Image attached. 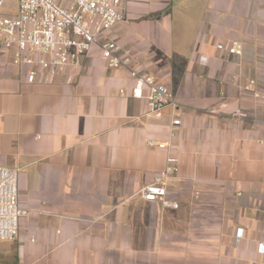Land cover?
Here are the masks:
<instances>
[{
    "label": "crops",
    "instance_id": "0c3cea01",
    "mask_svg": "<svg viewBox=\"0 0 264 264\" xmlns=\"http://www.w3.org/2000/svg\"><path fill=\"white\" fill-rule=\"evenodd\" d=\"M126 3L102 39L131 52L126 67L96 45L79 70L29 83L0 44V167L18 172L24 212L0 264H264V0ZM134 71L177 107L152 112ZM172 133L170 152L147 144ZM169 155L178 208L142 196Z\"/></svg>",
    "mask_w": 264,
    "mask_h": 264
},
{
    "label": "built area",
    "instance_id": "2783aa9c",
    "mask_svg": "<svg viewBox=\"0 0 264 264\" xmlns=\"http://www.w3.org/2000/svg\"><path fill=\"white\" fill-rule=\"evenodd\" d=\"M5 0H0V44L11 58L13 65L29 69L27 81H42L46 76L66 74L82 67L83 58L96 45L102 49V57L111 68L126 67L130 62V51L123 50L113 41H103L105 35L125 21L126 0H19L18 12L6 14ZM220 50L224 49L219 45ZM231 54L240 55V46L228 49ZM203 64L207 58H201ZM134 95L145 96L149 108L160 113L166 106L177 107L168 88L148 74L134 71ZM68 81L72 77L68 76ZM251 85L249 90H251ZM213 110L212 113H216ZM240 117L246 114L239 112ZM180 119L173 125L179 126ZM169 141L155 144L149 140V147L170 152ZM179 172L178 160L168 156L165 170L142 190L145 200L161 202L166 207L178 208L177 203L167 199L168 180ZM24 212L19 204L18 172L0 167V239L12 240L19 230V221ZM243 230L237 231V240L243 238ZM264 253V244L259 245Z\"/></svg>",
    "mask_w": 264,
    "mask_h": 264
},
{
    "label": "rangeland",
    "instance_id": "374dc122",
    "mask_svg": "<svg viewBox=\"0 0 264 264\" xmlns=\"http://www.w3.org/2000/svg\"><path fill=\"white\" fill-rule=\"evenodd\" d=\"M5 2L4 12L8 14H15L18 12L19 0H5Z\"/></svg>",
    "mask_w": 264,
    "mask_h": 264
}]
</instances>
